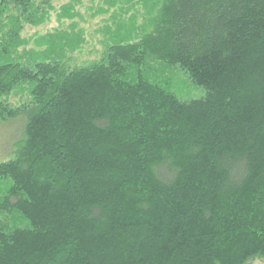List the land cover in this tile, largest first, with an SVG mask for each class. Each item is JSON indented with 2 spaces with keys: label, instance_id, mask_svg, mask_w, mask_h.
I'll return each instance as SVG.
<instances>
[{
  "label": "trees",
  "instance_id": "trees-1",
  "mask_svg": "<svg viewBox=\"0 0 264 264\" xmlns=\"http://www.w3.org/2000/svg\"><path fill=\"white\" fill-rule=\"evenodd\" d=\"M54 1L0 0V124L25 118L0 164V264L264 258V0ZM85 2L116 29L73 66ZM53 13L68 34L23 37ZM168 69L203 97L167 90Z\"/></svg>",
  "mask_w": 264,
  "mask_h": 264
},
{
  "label": "rangeland",
  "instance_id": "rangeland-1",
  "mask_svg": "<svg viewBox=\"0 0 264 264\" xmlns=\"http://www.w3.org/2000/svg\"><path fill=\"white\" fill-rule=\"evenodd\" d=\"M68 2H70V0H55L54 7L59 10L61 6ZM103 7H105V5L100 3L90 4L89 2H85L82 6L77 8V10L82 13L83 19H76L75 22L78 26V30L82 31L84 40L83 48L72 56L71 63L73 66H86L100 59L103 50H105L106 42L104 41V34L106 28L110 27L113 30L116 29L114 23L109 22L111 14H102L98 17H93V13ZM92 9H94V11ZM130 17L131 15L120 16L121 21L126 23V25L130 24L128 23ZM141 22L142 20L139 18L136 25H141ZM71 24V21L57 23L56 13H53L50 21L45 25L40 27H31L27 25L23 37L32 40L36 37L45 36L56 31L59 34H68L66 31L70 32L69 27ZM31 47L35 48L36 45L32 42L30 48ZM157 71L159 73V70ZM163 75L164 77L160 81L164 80L167 84L165 88L174 92L180 99L190 101L203 97L204 92L195 88L182 72L169 70V72ZM17 98L18 97H13L12 102L17 103V101H19V98ZM24 122L25 118L20 117L10 122L0 124V164L13 158L17 146L24 138ZM249 264H264V258H257Z\"/></svg>",
  "mask_w": 264,
  "mask_h": 264
}]
</instances>
